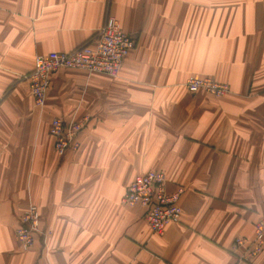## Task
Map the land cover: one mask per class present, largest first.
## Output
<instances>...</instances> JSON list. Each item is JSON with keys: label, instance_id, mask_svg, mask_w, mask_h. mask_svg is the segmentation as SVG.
I'll list each match as a JSON object with an SVG mask.
<instances>
[{"label": "crops", "instance_id": "1", "mask_svg": "<svg viewBox=\"0 0 264 264\" xmlns=\"http://www.w3.org/2000/svg\"><path fill=\"white\" fill-rule=\"evenodd\" d=\"M107 15L135 40L118 77L59 71L35 107V57L92 43ZM190 78L230 92L188 93ZM84 117L78 150L58 155L51 120ZM148 171L183 189L161 236L121 203ZM29 205L41 232L22 251ZM261 217L264 0H0V264H264L230 252Z\"/></svg>", "mask_w": 264, "mask_h": 264}, {"label": "built area", "instance_id": "2", "mask_svg": "<svg viewBox=\"0 0 264 264\" xmlns=\"http://www.w3.org/2000/svg\"><path fill=\"white\" fill-rule=\"evenodd\" d=\"M135 46V40L123 32L118 22L110 15L104 18L102 27L92 43L83 44L67 53H48L36 56L31 73L25 77L35 107L42 108L53 74L62 70H77L89 74L117 78L125 59ZM188 93H205L221 98L230 92L227 84L210 78H190L185 84ZM88 118L64 122L53 118L48 133L54 151L63 156L79 148L77 136L88 124ZM166 176L163 172L148 171L137 175L126 190L121 203L127 207L146 210L145 220L152 234L161 236L168 224L178 223L181 209L178 205L183 189L168 194L165 190ZM41 232V214L34 205L27 206L20 215L14 234L19 248L29 251ZM230 252L239 262H250L264 255V217L253 226L250 238H235Z\"/></svg>", "mask_w": 264, "mask_h": 264}]
</instances>
